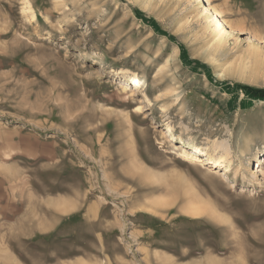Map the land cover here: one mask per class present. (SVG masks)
Returning a JSON list of instances; mask_svg holds the SVG:
<instances>
[{
  "label": "rangeland",
  "instance_id": "374dc122",
  "mask_svg": "<svg viewBox=\"0 0 264 264\" xmlns=\"http://www.w3.org/2000/svg\"><path fill=\"white\" fill-rule=\"evenodd\" d=\"M237 84L264 89V0H0V264H264Z\"/></svg>",
  "mask_w": 264,
  "mask_h": 264
},
{
  "label": "bare ground",
  "instance_id": "6f19581e",
  "mask_svg": "<svg viewBox=\"0 0 264 264\" xmlns=\"http://www.w3.org/2000/svg\"><path fill=\"white\" fill-rule=\"evenodd\" d=\"M231 28L233 30V32H237L238 33V28L234 25L231 24ZM176 51V49H175ZM177 52V51H176ZM127 90H132V96L133 95H138L141 98V101L148 104V105H154L153 104V97H151V95H149V93L142 88L140 85H138L137 83L132 87V88H128L126 87ZM143 106H138L136 109L139 112H143ZM169 130V129H168ZM182 153L184 155V157L186 156L189 160H191L192 162L195 163H199L202 165L204 164H214V166L221 164L223 162L224 156L223 155H218V156H214V154L212 153H206V152H200L197 149H190L186 146L182 147ZM257 160L260 161V164H264V155L259 156L257 155ZM260 164L258 165V167L260 168ZM216 168V167H215ZM225 168H228V166H225ZM216 173V172H215ZM254 176L256 177V173H253Z\"/></svg>",
  "mask_w": 264,
  "mask_h": 264
},
{
  "label": "trees",
  "instance_id": "16d2710c",
  "mask_svg": "<svg viewBox=\"0 0 264 264\" xmlns=\"http://www.w3.org/2000/svg\"><path fill=\"white\" fill-rule=\"evenodd\" d=\"M140 16H142V15H140ZM141 18L143 20H145L146 22L151 23V25H153L155 27V30L158 31L159 33H161L163 35L165 34L169 38H173L172 36L168 35V33L166 31L161 30L159 25H158V23L155 22L153 19L148 18V17L146 18V17H143V16ZM180 48L182 50V54H184V56L186 58V61H190L191 64L194 65V66H196L198 64H202L199 60L191 59L189 57V55L187 54L186 48L183 45H180ZM220 83L222 85H225L227 82L223 81V82H220ZM237 88L242 89L247 96H250L253 99H260V100L264 101V89L254 88V87H252L250 85L244 86V85H238V84H237Z\"/></svg>",
  "mask_w": 264,
  "mask_h": 264
}]
</instances>
